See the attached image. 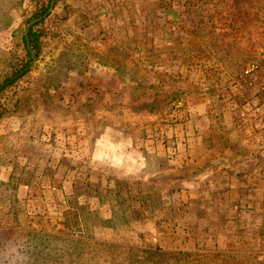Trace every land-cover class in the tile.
<instances>
[{
    "label": "rangeland",
    "instance_id": "obj_1",
    "mask_svg": "<svg viewBox=\"0 0 264 264\" xmlns=\"http://www.w3.org/2000/svg\"><path fill=\"white\" fill-rule=\"evenodd\" d=\"M68 1L38 27L29 73L0 93V111L19 119L24 141L15 151L0 140V264H175L157 249L186 252L193 264H264V209L205 211L203 199L215 197L207 181L192 183L200 167L124 181L116 171L102 188L87 177L89 137L106 124L91 113L108 108L125 137L151 123V138L182 144L166 143L171 154L254 152L264 169V0L99 2L87 18ZM43 2L0 0V86L26 57L23 36ZM93 88L76 104L65 97ZM257 178L252 201L261 208L264 172Z\"/></svg>",
    "mask_w": 264,
    "mask_h": 264
},
{
    "label": "crops",
    "instance_id": "obj_2",
    "mask_svg": "<svg viewBox=\"0 0 264 264\" xmlns=\"http://www.w3.org/2000/svg\"><path fill=\"white\" fill-rule=\"evenodd\" d=\"M109 1H113L115 3L117 1L120 2V0H69L68 2L76 3V5H74L77 9L75 16L79 13L80 17L87 18V16H96L91 4H99V2L104 4ZM102 14L106 15L105 12ZM99 16L100 15H98V17ZM117 17V15H113V18ZM114 48H122V45L114 44ZM73 67L75 70H77L75 66ZM84 70L83 76L87 75L88 71L90 74L91 72L93 73L92 68L90 67L89 69ZM81 81H83V79ZM91 91L92 95H90L88 89L82 90L79 93H77V91H72L69 94H66L67 96L65 97L66 99L74 100V103L79 99L92 98L96 91L94 88L91 89ZM40 94L39 96L41 97ZM107 95L109 96V94ZM112 97H117V94H113ZM91 114L94 116H99L100 118H104V121L106 122L105 131H103L101 135L96 137L91 135L89 137L91 149L89 154V169L87 168V177L91 178L93 181H95V179L101 180L100 182H97V187H105L107 184H105L104 179L107 177L110 178V176L113 175L111 173H116V171V179L124 181L125 179L136 176L141 180L142 178L145 179L147 177L152 179L159 178L163 173H175L184 165L187 167L197 166L201 168H198L200 170L197 169L199 176L198 178L194 176L192 178V183H196L200 179L207 181V183L205 182L206 186L208 190L212 189V196L215 197L214 199H203L202 204H205V207H203L205 211L211 212L215 209H222L227 212H233L235 216L236 212H240L241 210L239 207V204L241 203L242 206L246 205L247 203L251 205L249 212H258V209H264V205H262L261 208H258L256 207L257 204L252 201V196H254L253 198L256 197V190L259 187L257 184L259 183V178H257V176L259 175L262 177L264 172V169L259 166L258 159L256 156H254V152L242 153L236 151L231 152L233 154H231L230 157H227L222 156V153L220 154L219 151H216L215 146H210L203 152L201 158H193L192 154L186 156V158H182V156L176 155V153L171 154L172 152L170 151L169 147L166 148L167 144H170L169 146H172L173 144V147H176L177 145V147L182 148V144H174V142L165 141L164 139L163 142L161 140L162 137L160 138L159 134H156V132L155 134L157 135V139L151 138L149 130L146 133L147 129L152 128L153 124L151 123L149 126H141L143 129L141 134L125 137L122 132L116 130L112 123L113 118L110 117L113 115L112 108H108L101 115H99V112H96L93 109ZM132 115L134 120L140 118L135 113ZM66 123L67 124H63V126L70 124V122ZM75 124L81 126L80 122L77 123V120H75ZM21 125L22 124L19 122L17 117H10L9 115L4 116L0 122V140L9 143L13 142L14 144H11V146H14L15 151H17V147L18 149L19 147H22V143L24 142L20 139L19 135L20 128L23 126ZM136 125L137 123H131L129 125L127 124L126 126L128 130H136V128H132V126L135 127ZM67 127L68 126H65V128H63L68 129ZM73 131L75 132L76 130L74 129ZM64 132L67 133V131ZM170 137L172 138V136ZM1 145L3 146L4 144ZM0 153L3 155L4 152L0 150ZM162 159L164 160L163 162L167 164L166 169L162 168L161 166ZM150 165L153 166L152 171L150 170ZM174 166L176 168L173 169ZM84 168L82 167V164H79L74 173L80 178V176H83L82 171ZM214 178L218 179V182H214ZM96 196L97 199L96 197L95 199L98 200V195ZM191 199L193 200L194 197L192 196ZM107 207H109L111 210V206H102V204L100 209L103 210ZM247 209L248 207L245 208V211H248Z\"/></svg>",
    "mask_w": 264,
    "mask_h": 264
},
{
    "label": "trees",
    "instance_id": "obj_3",
    "mask_svg": "<svg viewBox=\"0 0 264 264\" xmlns=\"http://www.w3.org/2000/svg\"><path fill=\"white\" fill-rule=\"evenodd\" d=\"M60 0H56L57 3H59ZM51 3L52 0H44V2L37 6L35 12L33 13V15L31 16L30 20L28 21V23H30L33 20H37L41 17H43L44 15L47 14V12L49 11L50 7H51ZM162 9V8H161ZM171 8L168 7L166 8L164 11L167 12L169 11ZM172 13V12H171ZM177 17L181 18V14H176ZM46 21L43 20L41 22H39L38 24H36L33 28L30 29L29 31V43L31 46V50H29L28 45H27V38H26V34L23 36V44H24V50H25V58H23L20 62H17L15 67H14V72L12 74L13 76L18 75L19 73H21L23 71L24 68H26L32 61H33V54L36 55L37 58H39L40 56V52H41V38H42V33L39 31L38 27L41 26L42 24H44ZM197 32L199 31V27L196 28ZM29 73V72H28ZM12 78H9V80H11ZM8 80V81H9ZM5 116V110L2 109L0 111V122L1 120L4 118ZM156 254L160 255L161 257H168L171 256L173 257L175 261V264H193V262H190V260H188L192 255H189L186 252H165L162 249H157L155 251ZM237 256V255H236ZM216 258L218 257H222L221 254H217L215 255ZM199 264H206V263H199Z\"/></svg>",
    "mask_w": 264,
    "mask_h": 264
},
{
    "label": "water",
    "instance_id": "obj_4",
    "mask_svg": "<svg viewBox=\"0 0 264 264\" xmlns=\"http://www.w3.org/2000/svg\"><path fill=\"white\" fill-rule=\"evenodd\" d=\"M55 4H56V0H52L51 7H50L49 11L47 12V14L44 15L43 17L37 19V20L32 21L29 24V26L27 28V31H26L27 45H28L29 50H31V46H30V43H29V37H28L30 29L33 28L39 22H41V21H43V20H45L46 18L49 17L50 14L53 12V10L55 8ZM33 58H34L33 61L26 68H24L21 73H19L17 76H15L14 78H12L9 82H7V83L3 84L2 86H0V93L2 91H4L8 86L12 85L17 80L21 79L24 75H26L31 70L33 64L37 60V57H36L35 54H33Z\"/></svg>",
    "mask_w": 264,
    "mask_h": 264
}]
</instances>
